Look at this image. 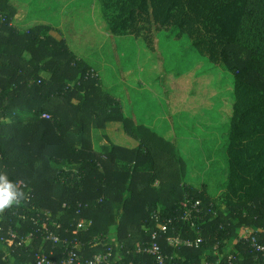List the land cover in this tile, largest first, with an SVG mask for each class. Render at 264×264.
<instances>
[{
  "label": "trees",
  "instance_id": "16d2710c",
  "mask_svg": "<svg viewBox=\"0 0 264 264\" xmlns=\"http://www.w3.org/2000/svg\"><path fill=\"white\" fill-rule=\"evenodd\" d=\"M101 4L112 35L140 38L151 32V26L169 30L187 37L210 64L232 73L226 191L214 199L205 186L188 187V164L175 142L125 116L92 67L65 40L54 37L51 26L39 24L26 31L14 27L16 7L10 0H0V168L31 195L30 203L0 212L5 228L0 244L1 238H9V228L26 237L37 230L34 218L49 213L59 223L56 232L82 243L83 259L111 248V264L119 259L138 263L143 257L127 251L149 241L151 231L180 214L182 202L191 199L202 203L205 220L198 227L206 243L176 251L164 245L169 255H178L176 264L201 262L204 255L215 260V245L220 254L231 248L239 264H260L249 244H232L245 230L264 228V0H101ZM44 113L51 119H43ZM91 118L100 128L120 122L135 146L108 143L107 151H98L85 137V121ZM24 127L36 132L34 144L22 143ZM49 142L56 145L46 163L56 166L47 177L38 174L46 189L34 192L16 169L19 165L33 169ZM83 216L93 226L77 232L76 222ZM181 230L184 237L196 239L194 230ZM106 236L120 243L107 244ZM34 238L21 246L9 239L10 245L0 248L5 256L0 264H34L42 251L55 260L62 257V249L44 243L41 233ZM95 239L106 244L92 249ZM259 240L264 242V232Z\"/></svg>",
  "mask_w": 264,
  "mask_h": 264
},
{
  "label": "rangeland",
  "instance_id": "374dc122",
  "mask_svg": "<svg viewBox=\"0 0 264 264\" xmlns=\"http://www.w3.org/2000/svg\"><path fill=\"white\" fill-rule=\"evenodd\" d=\"M11 3L17 9V29L53 25L51 34L65 40L92 67L105 89L120 103L125 116L178 145L188 164L185 184L195 189L205 186L209 197L222 198L226 191V145L234 102L232 73L210 64L191 47L187 37L179 38L169 30L151 26V32L140 38L112 35L102 17L101 0ZM85 127V137L98 151H107L108 143L131 149L135 146L123 134L122 124L115 120L100 128L93 119H86ZM36 138L31 128L24 127L20 132L24 144H34ZM55 145L56 142H49L33 169L22 165L16 169L34 192L44 188L38 174L47 177L48 170L56 166L52 161L46 163ZM61 197L62 193L58 198ZM82 219L90 228L93 226L92 220L84 216ZM105 239L110 245L120 243L110 236ZM106 243L95 239L90 246L97 249Z\"/></svg>",
  "mask_w": 264,
  "mask_h": 264
},
{
  "label": "built area",
  "instance_id": "2783aa9c",
  "mask_svg": "<svg viewBox=\"0 0 264 264\" xmlns=\"http://www.w3.org/2000/svg\"><path fill=\"white\" fill-rule=\"evenodd\" d=\"M43 119H51V116L47 113H44L42 116ZM0 173H3V170L0 168ZM23 188L25 185L22 186ZM26 203H30L31 195L27 194V199L24 200ZM22 201L17 206L24 205ZM82 208L79 205V210L77 215H81ZM182 212L176 217H171L165 220L163 224L157 226L150 233V239L147 242L138 244L133 250H128V255H138L142 256L143 259L138 263L136 261L122 262V259H119L117 264H176L177 254L169 255L164 248V245H167L170 248L176 250L181 249H198L206 240L202 237L201 229L198 227V222L205 220L204 211L202 208V203L200 200L193 201L187 199L181 204ZM23 220H25L26 215H22ZM156 221L160 220L159 215H154ZM39 219V220H38ZM38 219L34 218V225L37 228L35 232L29 233L26 237H20L17 232L9 228L7 233L9 238H1L3 246L7 244L10 245L11 240H17V246L28 243L34 240L35 233H41V239L44 243H49L54 246V248L62 249V257L58 260L52 259L44 251L37 253L35 256L34 264H111V258L113 257L112 249H107L104 253L96 254L92 259H83L80 251L82 244L78 238L68 239L62 237L56 229L59 228V223L52 220V217L49 213L45 214L44 217ZM178 225H181L178 227ZM181 227L185 229L186 233L191 232L192 230L196 233V239L184 237V231L181 230ZM90 225L82 219V217L76 222L77 232L88 231ZM5 230L4 226L0 224V234ZM264 232L263 229L257 230H245L238 238L233 241V246L239 243L249 244L250 249H252L256 254V261L260 264H264V242H260L259 237L261 233ZM66 234H69V231L66 230ZM214 252L217 256L216 259H209L206 255L201 262H194L192 264H239L237 257L230 250H226L224 254H220L219 245L214 246ZM0 259H5L3 255V250L0 249Z\"/></svg>",
  "mask_w": 264,
  "mask_h": 264
},
{
  "label": "clouds",
  "instance_id": "9594fccd",
  "mask_svg": "<svg viewBox=\"0 0 264 264\" xmlns=\"http://www.w3.org/2000/svg\"><path fill=\"white\" fill-rule=\"evenodd\" d=\"M26 199L27 194L16 182L10 180L7 174L0 173V212L17 206Z\"/></svg>",
  "mask_w": 264,
  "mask_h": 264
},
{
  "label": "crops",
  "instance_id": "0c3cea01",
  "mask_svg": "<svg viewBox=\"0 0 264 264\" xmlns=\"http://www.w3.org/2000/svg\"><path fill=\"white\" fill-rule=\"evenodd\" d=\"M10 2H12V0H10ZM14 21H16V20L14 19ZM14 21H13V25H14V27L18 28V26H19L20 24L17 25L16 22H14ZM21 22L24 23L23 20H22ZM45 24H46V23H45ZM48 25L51 26L52 28H55V27H53V25H51V24H48ZM24 26H25V25H24ZM123 111H124V109H123ZM2 246H3V245L0 244V248H1Z\"/></svg>",
  "mask_w": 264,
  "mask_h": 264
}]
</instances>
